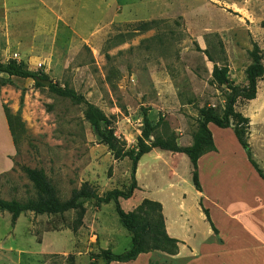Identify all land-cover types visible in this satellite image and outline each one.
Wrapping results in <instances>:
<instances>
[{
    "label": "rangeland",
    "instance_id": "rangeland-1",
    "mask_svg": "<svg viewBox=\"0 0 264 264\" xmlns=\"http://www.w3.org/2000/svg\"><path fill=\"white\" fill-rule=\"evenodd\" d=\"M8 8L0 9V62L16 59L82 94L130 146L140 134L143 109L157 123L156 137L173 136L180 147L193 144L199 109L209 106L220 116L225 106L224 87L212 81L213 66H226L230 80L242 87L253 45L264 65V0H14ZM146 22L152 24L144 30ZM245 103L238 100L235 110ZM0 104L13 139L11 168L0 174V198L35 196L21 166L43 170L61 200L84 182L99 196L129 189L128 160H114L98 142L83 104L4 74ZM85 206L75 233L73 212L23 214L14 236L0 239V264H71L69 257L90 264L103 246L113 253L130 249L131 236L112 202ZM7 229L10 215L0 212V233ZM153 253V263L166 262L165 253Z\"/></svg>",
    "mask_w": 264,
    "mask_h": 264
},
{
    "label": "crops",
    "instance_id": "crops-1",
    "mask_svg": "<svg viewBox=\"0 0 264 264\" xmlns=\"http://www.w3.org/2000/svg\"><path fill=\"white\" fill-rule=\"evenodd\" d=\"M12 1L0 0V9L8 12ZM238 112L249 119L248 144L254 161L264 171V82L257 84L255 99L246 101ZM207 128L215 150L197 160L200 192L192 184V166L185 154L154 148L139 159L137 188L131 198L119 200L120 206L131 212L144 200L160 204L165 232L178 241L177 254H165L164 264H264V181L249 163L232 128L221 129L212 123ZM0 141L1 174L11 168L9 156L13 154V139L1 104ZM127 165L131 166L129 160ZM20 217L14 227L0 233L1 240L14 236ZM1 247L0 243V252H5ZM154 256L153 252L141 253L132 261L109 264H155Z\"/></svg>",
    "mask_w": 264,
    "mask_h": 264
},
{
    "label": "trees",
    "instance_id": "trees-1",
    "mask_svg": "<svg viewBox=\"0 0 264 264\" xmlns=\"http://www.w3.org/2000/svg\"><path fill=\"white\" fill-rule=\"evenodd\" d=\"M150 24L152 22H146L141 27L146 30ZM196 50L201 51L198 46H196ZM201 52L205 54L210 62L213 61L212 57L206 51ZM249 56L251 62L245 69L247 85L242 87L234 85L230 80L228 75L229 70L226 66H213L212 81L219 87H224L225 106L220 116L216 114L212 107L204 106L199 109V134L193 144L188 147H180L173 136L167 138L156 137L155 130L157 123H153L149 119L146 109L142 111V124L140 134L136 138V143L133 147H128L126 141L116 137L111 127L110 119L102 110L90 104L82 94L77 93L72 88H68L67 86L62 87L50 81L48 88L53 94L85 106L83 113L84 119L93 128L98 142L107 148L113 159L116 161L128 159L131 162V185L126 191L114 189L108 191L103 196H99L95 188L87 182H84L78 189L71 192L68 199L61 200L55 187L43 170L21 166L20 170L31 183L35 190V196L25 200H5L0 198V212H7L10 215L11 227H14L17 219L21 215L28 212L35 215L47 216H63L68 212H73L74 219L72 221L71 231L75 233L83 225V219L86 214L85 205L87 202H91L96 208L112 202L120 225L131 236V247L122 253H113L108 249H100L90 264H95L94 261L98 260H101L102 264L129 262L141 253L154 251L175 256L178 252V241L170 238L165 232L160 204L144 200L135 210L125 212L121 208L119 200H127L132 197L134 190L137 188L135 181L137 163L142 155L150 152L154 148L172 153L185 154L189 158L192 166V184L195 190L200 192L201 187L198 180L197 160L203 154L215 150L211 132L207 128L209 123L221 129L232 128L249 163L264 181V171L254 161L251 148L248 144L249 119L235 110L238 100L249 101L255 99L257 82L259 79L264 78V65L262 64V57L257 45H253ZM0 74L8 77L30 79L37 86L43 85L39 80H48L45 73L30 70L16 59H8L5 63L0 62ZM5 117L10 133L12 134L10 119L6 113ZM203 211L213 231L217 233L210 222L207 210L203 209ZM36 242L40 243V240L37 239ZM68 260L71 264H74L72 257H69Z\"/></svg>",
    "mask_w": 264,
    "mask_h": 264
},
{
    "label": "water",
    "instance_id": "water-1",
    "mask_svg": "<svg viewBox=\"0 0 264 264\" xmlns=\"http://www.w3.org/2000/svg\"><path fill=\"white\" fill-rule=\"evenodd\" d=\"M39 81L46 87L50 85V80H39Z\"/></svg>",
    "mask_w": 264,
    "mask_h": 264
}]
</instances>
